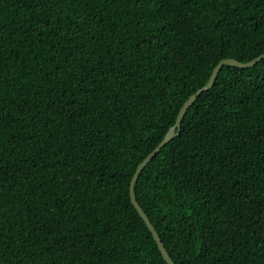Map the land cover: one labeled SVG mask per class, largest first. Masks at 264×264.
Segmentation results:
<instances>
[{
    "label": "trees",
    "instance_id": "1",
    "mask_svg": "<svg viewBox=\"0 0 264 264\" xmlns=\"http://www.w3.org/2000/svg\"><path fill=\"white\" fill-rule=\"evenodd\" d=\"M264 0H0V264H166L128 197ZM141 169L174 264H264V58L223 65Z\"/></svg>",
    "mask_w": 264,
    "mask_h": 264
},
{
    "label": "water",
    "instance_id": "2",
    "mask_svg": "<svg viewBox=\"0 0 264 264\" xmlns=\"http://www.w3.org/2000/svg\"><path fill=\"white\" fill-rule=\"evenodd\" d=\"M263 58H264V52H262L261 54L257 55L256 57H254L251 60L246 61V62H239V61H237L235 59H232V58H224V59L219 60L213 66L207 82L202 87H200L197 90H195V92L190 94L185 99V101L182 103V105L179 107V109L177 111V114L175 116L173 124L168 127V129L166 130V132L163 135L162 139L158 142V144L135 167V170H134V172H133V174H132V176H131V178L129 180V185H128L129 201H130V204L132 205V207L137 212L138 216L141 218V220L145 224V226L148 229V231L150 232L152 238L154 239V241L156 243V246L158 248V251H159L161 257L165 261L166 264H174V263L168 257V255H167L166 251L164 250V248H163V246H162V244H161V242H160L155 230L151 226V224H150L149 220L147 219L146 215L143 213V211L141 210V208L139 207V205L135 201L134 183L136 181V178H137L138 174L140 173L141 169L152 159V157L156 154L158 149L165 142L169 141L173 137V135L177 132L176 130L179 127L182 115L187 110V108L190 106V104L194 101V99L202 91L207 90V89H209L212 86L213 81L215 79V76H216L218 70L221 68V66H223V65H232V66H235V67H238V68H245V67H250V66L254 65L257 61H259L260 59H263Z\"/></svg>",
    "mask_w": 264,
    "mask_h": 264
}]
</instances>
